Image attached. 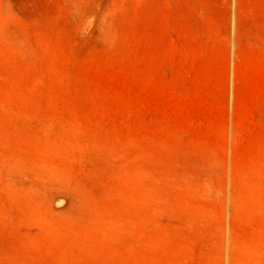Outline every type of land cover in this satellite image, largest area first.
I'll return each mask as SVG.
<instances>
[{"label": "rangeland", "instance_id": "obj_1", "mask_svg": "<svg viewBox=\"0 0 264 264\" xmlns=\"http://www.w3.org/2000/svg\"><path fill=\"white\" fill-rule=\"evenodd\" d=\"M0 264H264V0H0Z\"/></svg>", "mask_w": 264, "mask_h": 264}]
</instances>
